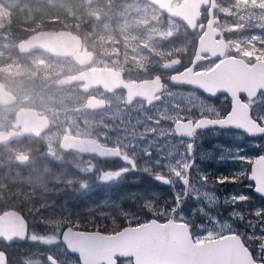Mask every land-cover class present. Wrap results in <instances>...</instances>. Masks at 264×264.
<instances>
[{
	"label": "flooded vegetation",
	"instance_id": "obj_1",
	"mask_svg": "<svg viewBox=\"0 0 264 264\" xmlns=\"http://www.w3.org/2000/svg\"><path fill=\"white\" fill-rule=\"evenodd\" d=\"M59 1L62 8L65 7V2H75L0 0V25L3 32L0 35V133L13 135L5 143L0 141V213L16 210L27 222V236L23 242L11 245L0 242V247L8 253L9 264L14 263L13 256L16 253L14 247H26L27 254L30 253L29 257L40 258L38 261L47 264L45 254L49 248L44 241L58 240L66 226L68 230H76L74 225L80 224L89 216H94L90 218L94 226L96 223L101 225L102 222L104 225L109 224V219L99 217L95 210L103 199L113 197L112 188L118 184L131 182L128 178L132 177L117 178L114 170L123 168L121 160L131 159L126 155L123 145L111 140L104 127L92 128L86 134L74 129L73 124L67 123L62 127L64 123L58 121L55 111H45L34 103L32 93H25L26 85L18 84L6 76L5 68L13 70L17 68L20 70L18 78L29 81L30 70H36L40 77L47 75L44 86L47 84L50 91L57 96L64 92L76 94L78 100L71 101L68 109L70 112L84 113V117L91 120L100 117L109 108L113 109L115 105L129 109L128 113L139 106L148 112L158 111L160 106L169 103L170 90L195 91L208 101L225 99L222 105L225 109L233 106V98L226 94L209 97L198 89L188 85H177L172 81L174 75L185 72L193 65L197 44L202 35L198 29L203 25L206 30L210 20L209 9L203 11L195 32H191L185 26L183 37L190 41V46L188 45L185 52L172 55L159 63L151 58L147 66L154 72L144 77L130 73L131 68L143 73L144 69L134 63L138 59H133L128 53L122 52L104 54L102 51L104 49L94 45L95 34L81 32L80 28L83 26L78 28L73 25L72 22L79 23L80 20L84 24V18L69 14L67 11L66 15L55 17L42 14L41 9L61 5L58 4ZM32 8H38L35 9L34 15ZM217 19L218 23L215 25L219 30L217 39L224 40L227 48L224 58H243L250 65L258 59H264V51H256L257 46L252 48V55L246 53L251 47L246 42L241 43L238 48L233 47V40L244 31L238 29L227 31L223 26L228 21L227 17L217 15ZM41 31L57 32V35L69 39L66 52L56 54L43 48L39 43L28 44L29 39ZM37 44L39 46H35ZM259 49L264 50V43ZM175 58H180L179 65L169 71L165 70L163 66ZM39 59L45 60L46 64H34ZM100 59L105 62L98 63ZM210 61L212 65L206 67L205 64ZM219 61L221 59H213L206 55L196 64L193 71L208 72ZM156 78L159 80L152 84L153 90L157 88L156 93H153V90L140 92L136 85L128 84ZM6 92L12 93L15 100L2 104V101L9 99ZM116 97L119 100L111 102V98ZM260 98H264L262 90L255 98L245 94L239 95V99L247 104L250 110H254L253 106ZM30 110H35L37 114ZM45 125L47 128L42 130L40 126ZM69 137L83 138L86 141L83 143L78 141L76 144V139L73 138L74 146L69 143L64 146L65 138ZM108 148H116L114 152L120 153L118 156L120 159L108 157L112 154ZM205 167L211 171L217 169L210 162L206 163ZM227 190H230V187ZM89 208L94 211L89 213L87 211ZM32 221L38 223L33 225ZM77 231L96 230L80 226ZM99 231L107 232L104 229ZM70 255L75 256L68 253V256Z\"/></svg>",
	"mask_w": 264,
	"mask_h": 264
},
{
	"label": "snow or ice",
	"instance_id": "obj_2",
	"mask_svg": "<svg viewBox=\"0 0 264 264\" xmlns=\"http://www.w3.org/2000/svg\"><path fill=\"white\" fill-rule=\"evenodd\" d=\"M253 109L240 121L231 107L192 103L154 117L140 146H127L132 159L114 171L132 180L112 188L95 210L114 226L101 236L127 232L136 242L116 264H264V98ZM208 162L224 171L207 169ZM227 185L233 187L221 198L217 186ZM67 231L44 241L47 264H70V252L79 264H97L69 248Z\"/></svg>",
	"mask_w": 264,
	"mask_h": 264
},
{
	"label": "rangeland",
	"instance_id": "obj_3",
	"mask_svg": "<svg viewBox=\"0 0 264 264\" xmlns=\"http://www.w3.org/2000/svg\"><path fill=\"white\" fill-rule=\"evenodd\" d=\"M75 2H65V7L62 8L61 1L55 5L57 15L50 14L52 6L43 8L42 14L50 17L69 14L78 15L84 18L85 24L72 22L74 26L81 30H86V33L95 34L94 45L104 49V54L111 55L114 53H128L129 57L138 59L137 65L144 69L143 73L134 68L130 69V73L146 77L152 74L147 66V63L152 58L159 63L172 55H180L185 52L190 46L188 38H184L185 26L179 21L167 16L156 6L150 4L147 0H74ZM177 2L174 4L176 5ZM216 15L227 17L228 21L223 25L225 30H241L235 40L233 47H239L241 43L246 42L251 47L246 50V53L253 54L252 48L257 46L256 51L263 52L259 49L264 43V0H218ZM35 9L32 8V15L35 14ZM1 13V8H0ZM50 14V15H49ZM69 23V22H68ZM67 23V24H68ZM1 31L0 25V35ZM88 35V34H87ZM91 38V37H90ZM174 38V39H173ZM189 41V42H188ZM194 47H192L193 49ZM128 57V58H129ZM42 58V57H41ZM130 58V59H131ZM105 60H98V63H104ZM36 65L46 64L43 59L34 62ZM212 65V62L205 64L206 67ZM155 67V63L153 64ZM5 75L14 82L25 84V93H32L33 102L40 106L43 110L55 111L58 121L74 126L79 132L88 133L92 128L104 127L108 132L111 140L117 144L123 145L126 155L132 159L129 144L140 146L139 141L143 140L145 132L151 127L149 123L154 117L161 115H169L178 113L181 109L187 110L190 104L205 105L208 108L222 107L225 99L221 101H208L195 91H169V103L165 106H160L158 111L148 112L139 108L129 109L121 108L115 105L109 108L108 111L96 117L95 120L84 117V113L70 112L69 104L73 100H78L73 92H64L61 95H56L51 92L45 81L46 76H38L36 70H30V81L19 77L20 70L5 68ZM28 77V74H26ZM44 86L43 88H38ZM31 92V93H30ZM119 99L111 98L112 101ZM175 105V107H174ZM79 119V121H77ZM78 123V124H77ZM89 124V125H88ZM211 163V162H210ZM211 165H214L211 163ZM223 169H215L222 171ZM128 177H132L129 175ZM132 178H128L131 181ZM232 185L217 186V195L223 198L227 195V189ZM226 188L225 191L219 189ZM245 191H250L246 189ZM109 219V224H110ZM108 232V231H107ZM44 248V247H43ZM47 249V248H45ZM13 250L26 252V247H14ZM30 254V253H29ZM70 263L78 264L79 260L75 256H68ZM21 264H42L43 261H38L40 258L25 257ZM20 264V263H17Z\"/></svg>",
	"mask_w": 264,
	"mask_h": 264
},
{
	"label": "water",
	"instance_id": "obj_4",
	"mask_svg": "<svg viewBox=\"0 0 264 264\" xmlns=\"http://www.w3.org/2000/svg\"><path fill=\"white\" fill-rule=\"evenodd\" d=\"M148 1L169 16L179 20L192 32L197 30V25L203 16V11L209 9L210 20L207 24L206 30L203 25L198 29L202 35L198 41L193 65L185 72L174 75L172 81L177 85H188L192 88L199 89L209 97H216L223 93L227 94L233 98L232 111L237 119L240 121L246 120L250 108L239 99V95L245 94L250 98H254L258 95L259 91L264 90V60H258L255 61L254 64L249 65L243 58H224L226 53L225 41L217 39L219 30L214 26L218 21V19L214 17L217 0ZM175 1L181 2L174 6ZM56 33L57 32L53 31H41L33 35L29 39L28 44L31 42L39 43L47 50L56 54H63L66 52L68 47L67 41H69V39L59 36ZM39 44L35 46H39ZM204 55H209L213 59H223H221V61H219L218 64L208 72L194 73L193 70L195 65L203 59ZM179 63L180 58H175L168 61L163 68L169 71L176 68ZM157 80L159 79L156 78L142 81L137 84L129 82L128 84L136 85L140 92H144L146 90H153L152 84ZM155 89L156 90H153V93L158 92L157 88ZM158 89L160 91V88ZM6 93L9 99L5 102L2 101V104H8L15 100V96L12 93ZM30 111L35 115L37 114L35 110ZM40 128L44 130L47 127L45 125L40 126ZM12 137L13 135L0 133V141L3 143L10 140ZM73 138L76 139V144L78 141H80V143L86 141V139L83 138L69 137L65 138L63 142L64 146L66 143L74 146L75 142ZM115 149L116 148H108V151L112 152L111 156L108 157L113 158L119 156L120 153L116 154L114 152ZM101 233L105 232H89L69 229L64 233V238L68 241L69 248H74L76 252L79 253V256L86 262L95 261L97 264H106V261L111 259L112 264H116V257L118 255H132L135 252L136 242L129 233H119L115 236H101ZM26 236L27 222L19 211L8 210L0 213V241H4L6 244H13L24 241ZM238 259L243 261L244 254L241 253ZM0 264H8V255L1 249Z\"/></svg>",
	"mask_w": 264,
	"mask_h": 264
},
{
	"label": "trees",
	"instance_id": "obj_5",
	"mask_svg": "<svg viewBox=\"0 0 264 264\" xmlns=\"http://www.w3.org/2000/svg\"><path fill=\"white\" fill-rule=\"evenodd\" d=\"M56 11H57V8H55V6H53V8H52V12L50 13V14H56L57 15V13H56ZM49 14V15H50ZM84 24H85V21H84ZM81 32H85L86 30H84V29H82V30H80ZM222 171H224V169L222 170ZM93 223H91V222H89V220L88 219H85V220H83V221H81V223L79 224L80 226H83V227H87L88 229H96V228H98V229H104V230H106V231H108V232H110L111 230H112V228L114 227L111 223L110 224H107V225H104L103 224V222L101 223V225H98L97 223H96V225L94 226V225H92ZM17 253H15V255L13 256V258H14V264H17V263H20L21 264V262L23 261V260H21V259H24L25 257H27V255L25 254V252H21L20 253V255H18ZM12 258V257H11Z\"/></svg>",
	"mask_w": 264,
	"mask_h": 264
}]
</instances>
